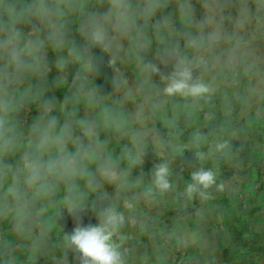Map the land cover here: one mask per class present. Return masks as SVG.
Listing matches in <instances>:
<instances>
[{"label":"clouds","instance_id":"1","mask_svg":"<svg viewBox=\"0 0 264 264\" xmlns=\"http://www.w3.org/2000/svg\"><path fill=\"white\" fill-rule=\"evenodd\" d=\"M170 5L171 0H0V216L11 217L17 236L31 237L34 202L53 197L63 185V207L75 222L64 236L66 248L79 264H125L124 214L111 205L96 210L93 204L97 223L84 224L87 192L78 183L83 180L86 189L96 192L101 181L116 183L120 178L115 161L104 154L100 122L78 116V105L99 107L106 99L102 86L94 82L101 75L104 56L112 69L124 57L135 61L141 76L137 92L156 88L152 77L159 76L164 95L193 100L214 91L203 78L210 67H242L247 74L260 75L259 59L248 36L264 31V0H225L223 4L201 0L199 19L192 0H176L184 31L175 40H169L175 32L167 11ZM149 28L164 45L157 50L159 63L147 58L153 42ZM95 49L103 55L97 56ZM49 52L55 55L54 61L49 60ZM73 64L78 67L69 84L68 69ZM53 69L57 76L50 86ZM111 84L116 90L125 88L128 97L134 94L119 72ZM64 85L68 92L62 101L48 95ZM33 110L36 115L29 121ZM101 115L107 120L110 109L103 107ZM227 146L224 141L216 149ZM196 155L204 158L202 153ZM91 164L96 165L94 172ZM170 174L167 162L154 165L153 187L146 195L169 191ZM191 180L187 195L198 192L206 198L217 174L200 168L191 173Z\"/></svg>","mask_w":264,"mask_h":264},{"label":"rangeland","instance_id":"2","mask_svg":"<svg viewBox=\"0 0 264 264\" xmlns=\"http://www.w3.org/2000/svg\"><path fill=\"white\" fill-rule=\"evenodd\" d=\"M171 14L173 17L174 28H175V32L173 33L172 36L175 38V36L177 37L181 31L182 32L184 31V27L180 21L179 16H176L174 13ZM151 36L154 37L153 33L151 34ZM263 36H264V31H261L259 33L253 31L248 36V39L251 41V46L255 51V55L259 59V64H258V69L260 71L259 76L247 74L245 71H243L242 67L235 70H230L222 66L210 67L209 70L203 74V78L205 82L210 83L213 86L214 91L209 96H206L198 100H193V98L191 97L185 98L178 95L173 96L174 101H172V97L166 99L161 94L163 93L162 89L164 86L162 84L161 85L162 89L160 90L158 89L160 86H158V88H152L155 89L158 93L153 95L154 99L148 101L145 97L143 98L140 97L142 96L141 95L142 93L135 91L137 81L133 78V75L141 79L139 69L136 66L135 61L128 57H124L122 61L120 60L121 62L118 61L116 69H114V75L117 72L121 73L123 77L126 78L127 80V86L133 89L134 94L133 96L128 97L125 95L126 89L121 88L117 90L116 94L113 97L107 98L104 101L106 102L109 101V104H107V106L109 107L110 112L111 111L117 112L119 109L117 106L118 105L122 106L123 111L126 114H128L127 115L128 120L130 121V123L136 126L137 130L134 131L136 134H129L127 128L121 131L120 129L114 131L113 130L114 126L112 127V125L109 124V122H107L106 124L107 129L105 130V135L103 134V132H101L104 131L103 129L99 130L100 139L105 140L104 150H103L104 154L110 155L113 161H115V158L112 155V153L111 152L109 153L108 151L110 150V148L114 149L117 147H121V148H125L127 151L132 150L137 154V160H138L137 164H139L141 168L139 174L152 173L153 166L156 164L163 162H167L169 164L171 162L176 161L173 158L171 159V157L167 158L168 155L167 148H184V147L205 148V149L213 148V150L217 152L216 155L217 158L222 159V157L223 158L227 157L228 158L227 160H231L230 162H227V164L230 163L231 165L234 166L237 165L238 163L236 164L232 161V159L234 160V155L231 151L232 142H234V139L240 138L241 134H244L243 138L245 139L249 137L248 134H250V132L248 134H245L247 128L246 129L240 128V130H238L240 126L247 123L248 127H252L253 125L259 124V129H257L256 134L254 133L256 136L253 135L252 138L249 139L253 140L254 143V145L252 144L253 148L262 149V152L259 153V155H261L262 162H264V122H263L264 121V38ZM154 46L162 48L164 45H162L160 42L155 40ZM157 50L158 49L153 48L151 46L150 50L148 51L147 58L159 63V60L157 59V55H156ZM131 67H133L134 70H132ZM161 67L164 68L163 65H161ZM76 70L77 67L73 68V71L72 70L69 71L68 78L72 76ZM164 70L170 71L171 70L170 66L168 68H164ZM231 74L233 75L235 74L234 78L230 76ZM195 75H200V73L197 72L195 73ZM152 80L156 83L157 81L160 80V78L159 76H153ZM160 83H157L156 85ZM152 89L145 88L141 92H148ZM104 101L102 102V104H104ZM250 101H252L253 103L250 104L251 103ZM141 107H142V111H141ZM255 107H256V112L254 111ZM192 108L195 109L194 116H196L197 119V121L195 122L196 133L199 132L197 136L196 135L191 136L192 128L190 126L191 122L189 119L193 114ZM184 109L188 111V113L186 114H189V115H185V119L183 121V125H185L188 128L189 132L188 131L187 132L189 134V137H185L188 135L182 137L183 135L181 134H180L181 136H175L176 131H174V134L172 135L168 134L166 132V127H168L169 125L168 122L170 121H166L167 117L168 116L170 117V114L172 115V117L175 116V114H182ZM157 110L159 112V116L163 117L165 115L166 119L165 118L158 119L156 116ZM138 112L139 115H137ZM33 117H31V119ZM260 118H262V121L260 120ZM232 125L234 127H232ZM206 133H208V135H206ZM257 134L259 135V137ZM184 138L185 140H183ZM145 140L147 141V144L150 145V147H148L149 149L146 148L147 146H145L146 145ZM224 141H227L228 146L222 151H218L216 149V145ZM150 148H153V150L150 151ZM144 150L148 152H145ZM160 150L163 151V155L161 154ZM153 153L155 154L154 157L152 156ZM120 154H123V152H120ZM208 154L210 156V153ZM193 156L196 157L197 156L196 153L186 152V154L184 155L185 157L184 160L185 161L187 159L191 160ZM148 158H150V161L148 160V163L150 162V164L147 163ZM141 159L143 160V163ZM210 159L213 160L214 158H210ZM134 162L136 163V161H134V159L128 155L127 163L125 162L127 165H122L119 168L118 166H116V172L119 174L120 177L116 183H109L108 185H105L107 184V181L106 182L101 181L102 186L99 190L96 191V194L101 200L104 199L102 198V196L103 194L106 193L107 199L109 200V205L112 206V204L115 203L116 204L115 207H116L117 204L120 203V200H118L119 199L118 196L120 194L122 195V193L125 192V190L127 191L130 190L128 187L130 183H134V184L137 183L138 185L143 183L144 181L143 178L142 177L140 178L139 175H136L134 173ZM206 162L209 161L206 160ZM95 168L91 170L94 172ZM260 172H263V170L260 169ZM235 174L238 175L240 173L236 171ZM262 177H264V173ZM97 180L100 181V177L98 175H97ZM129 180H134L135 182L132 181L130 182ZM81 181H79L78 183L82 184L81 186L84 188L82 191L87 190L88 193L90 194L95 193L89 189H86L83 180ZM190 182L192 183L191 179ZM262 182H263L262 180L259 181L260 184ZM118 185L120 186L117 187ZM254 187L260 188L258 184L255 185ZM255 188H253V190H256ZM148 189L149 187L145 188V190L139 189L136 190L137 192L135 193L138 201L140 202L138 203L141 205L142 208L144 207V210H146V208L152 207L151 199L145 196ZM172 190L176 192L177 187L175 188L173 187ZM224 190H226L225 194H223L224 196L222 197L219 196L216 197L215 199H211V201H209L210 203H207L205 197H201L200 195L198 196L195 195L197 200L199 201L203 200L200 206L201 208H199L200 213L202 211V215L194 216V213H189L188 215L184 216L185 219L184 217H182L181 221L184 222L185 224L184 227V229H186L185 231L183 229L182 231L181 229L179 230V228L173 224L175 229L173 230L172 228L173 231L168 229L171 232L167 231V232L159 233L157 234L156 238L155 237L153 238L151 236V239H146V240L140 239L141 241L138 240L136 242L128 241L127 243L123 244L124 248L125 247L130 248L131 246H133L135 248L134 249L135 254L138 256V259H136L137 257H134V259L131 260L130 264H178V261L181 262L180 264H184L186 262L188 264L190 259L188 257L189 255L186 252L187 247H185L186 249L183 248L184 251L180 249L181 253L183 252L182 255L183 257L180 260L175 259L174 261L173 258L175 257L173 255L168 256L169 253H172L173 248L167 250V254L163 253L161 251L160 243L162 240L163 243L165 244L166 243L165 238H169V240L172 241L173 240L172 238L177 237V239L180 241L179 238L180 237L182 238V235H184V238H186L185 241L187 242L189 241L191 244H193V242L196 241L195 240L196 235L194 234V229L200 231L199 238L201 242L199 241L200 242L199 246L197 243L198 251L196 253V255L199 256L197 260L198 263L228 264L225 259V257L229 254L228 252L230 251V248H227L225 246L226 223L224 221H226V218L225 216L219 213L222 212V214H225L224 209L222 211L221 209L225 208L227 199L233 201L232 204L230 203L226 204L227 207L228 206L230 207L229 209L242 208L241 210H246L248 207V203H247L248 191L246 190L247 191L246 192L244 190V186L242 185L240 186L237 184H228L227 186H224ZM169 191L166 192L167 195H170ZM258 191L264 192V187L261 190L258 189ZM102 202L104 201H101V204ZM109 205H105V206H109ZM99 206L97 207L102 208ZM43 207H45V209H48L47 205L44 206L43 204ZM191 207H194V204ZM214 208H218V209L214 210ZM50 209L55 210L56 212L58 211L57 206L50 207ZM212 211L215 213V215L211 213ZM139 215L143 217L144 223L149 219L150 220L153 219L151 214L140 213ZM245 220L248 219H244V221ZM169 225L170 224L166 223V226L170 227ZM0 236H3L2 233H0ZM46 238L47 240H49L48 235L46 236ZM247 238L248 239L251 238L250 234H247ZM182 241L184 242L183 238ZM17 242L18 241L14 242V244L16 245L18 244L19 247L21 246L20 249L17 246V250H18L17 255L19 257L20 264L21 263L32 264L39 260V255L36 253L37 252L36 248L30 247V245H24L23 243H21V241L18 243ZM169 242L170 241H168V246H169ZM178 244H181V242L180 243L178 242ZM194 245L196 246L195 243ZM45 246L49 247L51 250L54 249L53 248L54 245L51 243H45ZM144 248L149 249L147 251H150L151 253V256L148 257L147 260H145L146 262H144V253H145ZM14 250L15 249H12V251ZM64 251L67 250L64 249ZM142 251H143V256L141 257L140 252ZM200 251H202V253H200ZM60 255L61 254H59V258L62 260L60 261L59 259L55 258L57 261L56 263L61 264L58 262H63V264H66L63 260L65 258H62ZM70 258L71 257H68L66 258V260L67 259L69 260ZM193 260L191 264H196Z\"/></svg>","mask_w":264,"mask_h":264},{"label":"crops","instance_id":"3","mask_svg":"<svg viewBox=\"0 0 264 264\" xmlns=\"http://www.w3.org/2000/svg\"><path fill=\"white\" fill-rule=\"evenodd\" d=\"M147 57H148V53H147ZM131 69L134 70L133 67H131ZM133 78L137 82L140 80L139 77H135L134 75H133ZM157 83H160V80L157 81L155 84H157ZM161 84H163V83L161 82L160 84L156 85L157 86L156 88H158V86H160L158 89L159 90L162 89ZM147 89H149V88H147ZM161 94L163 96H165L164 98H166V99H168L169 97H172V101H174L173 96H166L163 93H161ZM168 103H169V101H168ZM107 104H109V101L108 102L104 101V104L100 105L99 107H94V108H88L86 105L80 104L78 107V116H80L81 118H83L84 116L95 117L100 122V124H101L100 129L104 130V131H101V132H103L104 135H105V130L107 129L106 128L107 122H109V124H111L112 127L114 126L113 127L114 131H117L119 129L121 131V130H125L127 128V131H129V134H136L134 132L135 130H137L136 126H134V124L130 123V121L128 120V117H127L128 114H126L123 111V107L120 105L117 106L119 108L117 112L111 111L112 112L111 116L107 120L104 119V117L101 115V109L103 107H107L109 109ZM192 112H193V114L191 113L192 115H191V118L189 119L191 122L190 126L192 128L191 136H195V135L197 136L199 134V132L196 133V123L195 122L197 121V119H196V116H194L195 109H193ZM186 113H188V111L184 109L182 114H175V116H173V117L170 114V117L169 116L167 117L166 121H170V122H168L169 123L168 127H166V132L168 134L172 135V134H174V131H176L175 136H181V135H183L182 137L185 136V133L188 131V128L185 125H183V121L185 119V115H189ZM56 114L59 115L58 112ZM156 116L158 119H164V118L166 119L165 115L163 117L159 116L158 110H157ZM103 134H102V136H103ZM187 135L188 136H185V137H189V134H187ZM206 135H208V133H206ZM115 136H117V135H115ZM101 141H105V140L102 139ZM145 142H146L145 146H147L146 148L150 147V145L147 144L146 140H145ZM114 149L110 148V150H108V151H109V153L111 152L112 155L114 156L115 163H116V166H118V168L122 165H127L126 163H127L128 155L130 157H132V154L135 153L132 150L127 151L125 148H121V147H117ZM206 149L205 148H185V147L184 148H167V150H168L167 151L168 152L167 158L171 157V159L173 158L176 160L174 162L169 163L170 173H171L169 180H170V183L172 184V188L177 187V190H176V192H174L171 188L169 193L172 197V200L174 199V202H176L180 206L177 209L191 208V206L193 205V200L191 199V196H188L186 193V186H187V184L191 183L190 182L191 175H190V172L188 170H185L184 166L185 165L190 166L191 169L195 168L197 170L200 168H208V169H212L216 173V169L220 165L219 158L216 157L217 152L214 151L213 148H206ZM152 150H153V148H150V151H152ZM256 150L257 151H255V155L256 154L258 155L259 152H262V149L256 148ZM144 151L148 152L146 150H144ZM160 151H161V154L163 155V151L162 150H160ZM120 152H123V154H120ZM186 152H188V153L191 152V153H196V154L202 153L204 158L200 159L197 156L196 157L193 156V158L191 160L187 159L185 161L184 155L186 154ZM208 153H210V156H212V157H210ZM154 155L155 154L153 153L152 156L154 157ZM176 156H178V157H176ZM259 156H261V155H259ZM164 157H162V158H164ZM255 157L257 158V156H255ZM210 158H214V159L211 160ZM224 158H227V157H224ZM148 160L150 161V158L147 159V163H148ZM206 160H208L209 162H206ZM148 164H150V162ZM231 166H233V165H231L230 163L227 164V168H231ZM89 167H90V169H92V168H95L96 165L91 164ZM248 172H245V174L244 173L240 174V176L238 174V175H234V176H229L228 178L225 177V179H221L219 177V175L216 173L217 174L216 185H214L210 189L206 190V195H207L206 201H207V203H210L209 201H211V199H215L216 197H219V196L220 197L224 196L223 194H225V192H226V190H224V186H227L228 184H237L240 186L242 185V186H244V190L248 191V192L246 191L248 194V198H247L248 207L246 210H241L242 208L229 209L230 207L229 206L227 207L226 204L227 203L232 204L233 201H231L230 199H227L226 204H225V208L221 209V211L224 209L225 214H222V212L219 213V214L225 216V218H226V221H224L226 223V226H225V232H226L225 242H226V244H225V246L227 248H230V251L228 252L229 254L225 257V259H226V262L228 264H264V192L258 191V189L261 190L264 187V177L261 176V178H259L257 176V172L254 170H251V169ZM260 180L263 181L261 183L262 185L259 183ZM129 181L135 182L134 180H129ZM83 183L85 184L84 181H83ZM107 184H109V183L107 182ZM221 184L223 185L222 189H218L217 185H221ZM257 184L260 186V188L254 187ZM81 185L82 184H80V187L82 189L83 187ZM128 187L132 192L130 198L132 200L135 199V201L138 203L139 201L135 195V193L137 192L136 190H139V189L145 190V188H147L148 186L147 185L143 186V183L139 184V185L137 183L136 184L130 183L128 185ZM151 187H153V185ZM253 188H255L256 190H253ZM125 192H127V190H125ZM158 193L160 196V201L165 202V200H164L165 197H167L169 195H166V192L162 193V194L160 192H158ZM87 194L90 195V193H88V191H87ZM198 195H199V193L196 194V196H198ZM122 196H118V198H119L118 200H120V203H118L117 206L119 208L123 207L122 203H124V200L122 199ZM101 201H104V200L103 199L101 200L99 197H97V201H94L96 203V207L99 205H100L99 207H104V202H102V204H101ZM92 202H93V200L90 199V204ZM196 202L201 203V201H199V200H197ZM125 204L127 205V203H125ZM130 205L131 204L127 205L128 207H130L129 210L126 211L125 207H123L124 208L123 210H120V212H122L126 218L125 225L121 229V233L126 237L123 244L127 243L128 241L136 242L138 240L141 241L140 239H144V240L151 239L150 234H152V232L154 233V231L157 230L159 228V226H157L155 224L152 227L151 226H148V227L145 226V224L142 223L143 217L139 214L140 213L151 214L153 217L152 220H158V219H160L164 210L154 209L153 206L151 208L145 207L146 210H144V207L142 208L140 204L139 205L141 208L132 210ZM200 206L201 205H199L197 207L198 209L196 208L197 210L195 209L194 216L202 215V211H201V213L199 211L200 210L199 208H201ZM194 207H195V205H194ZM194 207H192V208H194ZM98 209H100V208L97 207L96 210H98ZM210 209H211V207H210ZM216 209H218V208H214V210H216ZM51 212H56V211L55 210L49 211L48 209H45L44 215L39 214V213L36 215V217L38 219L37 228L41 232V234H45V236H47V235L49 236V240H50L51 244L54 245L53 248H59L61 246L65 247V249L67 251L57 253L56 254L57 256L55 258H57L61 261L62 259L59 258V254H61L60 256L62 258H65V259H63L64 262L66 264H68L66 262V258L70 257L69 255H71L73 257H75V255L71 249L66 248L65 242H64V236H65V234L70 233L72 231L75 222L72 219V221L70 223H68V221H64L65 223L63 225L62 224L59 225V223H57L56 221L53 223H50L48 221V217L50 218V216L52 215ZM211 213H213L215 215V213L213 211ZM49 214H51V215H49ZM45 215H47L48 217L47 216L45 217ZM138 217H139V219H138ZM181 218H179L176 221L171 219L172 221H170V223L171 224L175 223L176 226L179 228V230L181 229V231H182V229H183L185 231L186 230V229H184L185 224H184V222L181 221ZM184 219H185V217H184ZM244 219H248V220L244 221ZM94 220H95V216H94ZM94 220L89 221V222H85L84 224H89V223L93 224ZM247 223L250 227L253 228V229L251 228L252 231L248 230L246 232H243L242 230H240L242 228V225L244 226V224H247ZM255 227L257 228L256 231H254ZM197 231L198 230L194 229V234L196 235V238H195L196 241H194V242L192 241L193 244H191L189 241L188 242L185 241L186 238H184V235H182L184 242L182 241L181 237L179 238L180 241L177 239V237L173 238L177 241V245H181V246H183V248L187 247V249L186 248L185 249H186V252L189 255L188 257L190 259L188 264H191L193 259H194L193 261L196 264L198 263L197 260H198L199 256L196 255V253L198 251L197 243L199 246V243L201 241L199 238L200 231H198V232ZM250 232H251L250 235H252L251 242L253 244L250 247H248L247 243L249 242V239L247 238V234H249ZM13 240H14V237L11 234V236L8 238V241H12V243H13ZM21 240L19 239V237L18 238L16 237V241L20 242ZM178 242L179 243L181 242V244H178ZM22 243L24 245H28L25 242H22ZM194 243L196 244V246L194 245ZM123 244H122V251L125 249L127 250L124 253L125 264H130L131 260L134 259V257H137L136 259H138V256L135 254V251H134L135 248L133 246H131L130 248H127V247L124 248ZM160 245H163L166 248V254H167V250H170L173 247V246H167L168 243L164 244L162 240H161ZM17 246L19 247L18 244H17ZM16 247H13V248H16ZM20 247H19V249H20ZM147 250H149V249L144 248V252H145L144 253V262H146L145 260H147L148 257L151 256L150 251H147ZM173 250H172V252H173ZM36 253L39 255V260H40L43 257L42 253H40L38 251ZM140 253H141L140 255L142 257L143 251ZM200 253H202V251H200ZM171 255H172V253H169L168 256H171ZM73 260L74 261H70L69 264H78L76 257ZM58 263L63 264V262H58ZM184 264H187V262Z\"/></svg>","mask_w":264,"mask_h":264},{"label":"trees","instance_id":"4","mask_svg":"<svg viewBox=\"0 0 264 264\" xmlns=\"http://www.w3.org/2000/svg\"><path fill=\"white\" fill-rule=\"evenodd\" d=\"M224 2H225V0H221L222 4ZM192 5H193L194 10H195V18H197V19L201 18L202 17L201 0H192ZM167 11L170 13H174L176 16H179L178 12L176 10V0H171V5H170L169 9H167ZM148 34H149V36H151V34H152L151 28H149ZM177 38H179V36H177V37L175 36V38H174L171 35L169 37V40H175ZM263 38H264V36H263ZM76 39L78 42L80 41V37L78 35L76 36ZM155 40H156L155 37H153L154 42H153L152 47L156 48V49H160L161 47H155L154 46ZM94 51H95V54L97 56L103 55L99 49H95ZM49 60L50 61L55 60V55L52 54L51 52H49ZM106 61H107V56H104V62L105 63L102 66L101 75L98 77H95L94 82L96 85L102 86L103 92H104L106 99H107V98L113 97L116 94L117 90L114 89L112 87V84H111V80L114 76V71H113L114 69L108 68L106 65ZM75 67H78V66L75 64L70 65L68 71H70V70L73 71V68H75ZM234 75L231 74L230 76H232L234 78ZM56 76H57V72L55 71V69H53V71L49 74V85L50 86L52 85V81L55 79ZM71 80H72V76H70L68 78L69 84L71 83ZM155 91H156L155 89H152L148 92H140V93H142L141 94L142 96H140V97H142V98L145 97L148 101H150V100L154 99L153 95L158 93L157 91L156 92ZM67 92H68V85H64L60 88H53L52 91H50L48 93V95H55L59 101H62L64 95ZM250 102H251L250 104L253 103L252 101H250ZM77 107H79V105ZM254 111L256 112V107H255ZM35 115H36V112H35V110H33L31 112V114L28 116L29 121L31 120V117H33ZM260 120L262 121V118H260ZM232 127H234V126L232 125ZM212 128H213V125H212ZM240 128L241 129L247 128L245 134H248L250 132V134H248L249 137L247 139H245V138H243L244 134H241L240 138L234 139V142H232L231 151L234 155V160L232 159V161L234 163H238L237 165L231 166V168H227V162H230L231 160H227L228 158H223V157H222V159H219L220 165L216 169V173L219 175V177L221 179H225V177L228 178L229 176L236 175L235 174L236 171L240 174H243V173L245 174V172H248L250 169L256 171L257 176L259 178L264 173V162H262V157L259 156V153H261V152H259L258 155H255V151H257V150H256V148H253V145H254L253 140L249 139V138H252L253 135L256 136L255 134H256L257 129H259V124L253 125L252 127H248V124L246 123V124L240 126L238 128V130H240ZM188 132L185 135H187ZM258 137H259V135H258ZM183 140H185V138ZM255 156H257V158ZM132 158L134 159V161H136V163L134 162V173L136 175H139L140 178L141 177L143 178V180H144L143 186L147 185L148 187L149 186L151 187L153 185L152 184V173H149L150 175L147 173L139 174L141 168H140V165L137 164L138 163L137 154L136 153L132 154ZM139 160H140V157H139ZM184 168L190 172V175L193 171L197 170V169L194 170L193 168L191 169L190 166H186V165L184 166ZM204 169H206V168H204ZM260 169H262L263 172H260ZM92 170H93V168H92ZM206 170H208V168ZM148 176L151 178H149ZM105 185H108V184H105ZM82 189H84V188H82ZM131 193L132 192L130 190H128L127 192L122 193L123 196L121 194L119 195V196H122V199L124 200V203H122V206L125 207L126 211L129 210V208H130L127 206L129 204H131L130 206H131L132 210L141 208L139 203H137L135 201V199L132 200L130 198ZM197 193H194L191 196V199L193 200V204L195 205V207L194 208H192V207L191 208H184V209H177L180 206L176 202H174V200H172L171 195L165 197V199H164L165 202L160 201L159 193L156 191L153 192L150 196L146 195L147 198L151 199V201H152L151 206H153L154 209L164 210L163 214L161 215L160 219H158V220H150L149 219L148 221H145V223H144L143 222L144 219H142L143 220L142 223L145 224V226H147V227L148 226L152 227V226H154V224L159 226V228L157 230H155L154 233L152 232V234H150V236H152L153 238L154 237L156 238L157 234H159V233L167 232L169 230L173 231L175 229L174 225L176 226V224L173 223L174 224L173 225V224L169 223L170 221H172V220L176 221L179 218H181L185 215H188L189 213H194L195 209L199 205H201V203L203 202V200L201 201V203L196 202L197 198L195 195ZM90 195L91 196H88V194H87V199L85 201V205H86V207L89 208V210L82 214L83 215V223L94 220L95 211L91 210V206L93 204H95V206H96V203L94 201H97L98 195L96 194V192L91 193ZM64 196H65V192L63 189V185H61L60 190L53 197H51L49 199H43V200L37 198L36 201L34 202V205L32 207V222H33L32 235L30 238H27V239L19 237L20 240L22 239L21 243L25 242L28 245H30V247H34V248H36V250L38 252L42 253L43 257L40 260H38L32 264H56V259H55V257L57 256L56 254L59 252H63L65 249L64 246H61L62 248L59 247V248H54L53 250H51L49 247L45 246V243H51V242L49 240H47L45 234H41L39 232V230L37 228L38 219L36 217V215L38 213L44 215V211L41 212V209L45 210V207H43V204H44V206H46V205L48 206L49 211H54V210H51L50 207L57 206L58 211L57 212H51L52 215L49 214V215H51L50 218L47 216L48 214L45 215V217L46 216L48 217V221L50 223H53L56 221L57 223H59V225L64 224L65 223L64 221H68V223H70L73 218L70 217L67 214V212L64 210V207H63ZM90 199L93 200V202L91 204H90ZM104 199H103L104 200V207H106L105 205H109V200L107 199V197ZM125 203H127V205ZM115 205H116L115 203L112 204V206H114V207H115ZM123 207L119 208L118 206H116L115 208L118 211H120V210L124 209ZM64 212H65V215L63 216ZM138 219H139V217H138ZM95 223H97L96 218L93 221V224H95ZM166 223L170 224L169 225L170 227L166 226ZM172 228H173V230H172ZM251 228L252 227H250L247 223V224H244V226L242 225V228L240 230H242L243 232H246L248 230H251ZM256 230H257V228L255 227L254 231H256ZM171 231H169V232H171ZM0 233H2V235H3V236H0V264H20L19 257L17 256V254H18V250L16 247L17 245L14 244V242H16V236L17 235H15V233H13V221H12L10 216H8V217L0 216ZM11 234L13 235L14 240H15V241L13 240V243H12V241H8V238L11 236ZM249 234H251V232ZM250 237H252V235H250ZM17 238H18V236H17ZM252 244L253 243L251 242V238H250L249 242L247 243V246L250 247ZM169 246H173L172 247L173 249L180 247V249L182 251H184L183 246L177 245V241L175 239H173L172 241L170 240ZM13 247H16V248H13ZM12 249H15V250L12 251ZM161 251L163 253H166V248L163 245H161ZM70 257H72L74 259L73 256H70ZM72 258H70L69 260L74 261ZM69 260L68 261L66 260V262L68 264H69ZM77 261L79 264L78 259H77ZM21 264H25V263H21Z\"/></svg>","mask_w":264,"mask_h":264},{"label":"built area","instance_id":"5","mask_svg":"<svg viewBox=\"0 0 264 264\" xmlns=\"http://www.w3.org/2000/svg\"><path fill=\"white\" fill-rule=\"evenodd\" d=\"M141 161L143 162V160L141 159ZM65 210V209H64ZM66 211V210H65ZM65 215V212L63 213V216ZM168 241H170L169 240V238H165V242L166 243H168ZM175 251H176V253H175ZM172 255L175 257V258H173V260L175 261V259H178V260H180L183 256V252L181 253V250H180V247H177L176 249H174L173 250V252H172ZM181 262L180 261H178V264H180Z\"/></svg>","mask_w":264,"mask_h":264}]
</instances>
